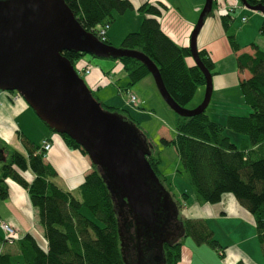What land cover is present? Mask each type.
Listing matches in <instances>:
<instances>
[{"label":"trees","instance_id":"trees-1","mask_svg":"<svg viewBox=\"0 0 264 264\" xmlns=\"http://www.w3.org/2000/svg\"><path fill=\"white\" fill-rule=\"evenodd\" d=\"M64 1L81 26L101 41L100 31L107 26L109 31L117 16L134 9L130 0ZM152 1L146 0L138 9L142 16L140 28L127 35L120 48L138 51L149 57L158 67L171 97L178 105L188 109L198 89L206 86V78L198 66L188 64L187 60L192 57L190 47L179 46L162 30L161 7L153 5ZM244 1L249 7L264 8V0ZM217 10L218 4L214 2L209 15L218 16ZM218 17L233 49L239 51L231 15ZM261 34L264 35V23ZM103 42L112 45L108 38ZM253 48V55L243 54L237 58L239 68L251 74L250 79L240 83V90L252 113L229 117L226 124L213 121L206 111L189 118L175 113L176 136L172 140L162 138L161 142L163 146L175 147L181 165L177 173L191 186L199 203L215 205L221 203L226 195H233L252 215L264 256V51L255 44ZM62 55L77 70V66L83 67L81 60L86 56L100 59L70 51H64ZM199 56L214 76L215 64L208 53L199 51ZM109 59L123 64L129 86L151 75L148 68L136 59ZM107 110L119 114L136 127L151 150L148 161L180 213L183 204L174 199V182L160 172V155L154 154L153 145L139 124L126 109ZM227 130L243 138L239 146L232 141ZM50 131L56 133L53 129ZM60 136L68 148L88 156L73 139L67 135ZM23 143L26 154L16 150L10 153V150H4L5 153L0 154L1 159L7 158L5 162H0V197H8L7 180L28 191L32 205L38 211L43 241L30 233L13 242L0 235V242L15 245L18 250L16 256L0 251V264H15L14 257L21 258L18 264H180L187 238L192 239L195 245L207 246L225 258V248L204 220L177 218L175 208L169 203L156 211V232L151 229L146 232L143 223L137 226L134 214L127 205L121 211L117 207L115 187L106 172H103L104 178L92 163V171L85 176L78 189L65 190L54 181L58 172L46 163V152L40 151V147L26 138H23ZM27 172L33 174L32 181L27 180ZM188 196L183 194L185 199ZM138 229L144 231L140 237ZM236 264L245 263L239 261Z\"/></svg>","mask_w":264,"mask_h":264},{"label":"water","instance_id":"water-1","mask_svg":"<svg viewBox=\"0 0 264 264\" xmlns=\"http://www.w3.org/2000/svg\"><path fill=\"white\" fill-rule=\"evenodd\" d=\"M240 1L247 9L264 14L263 7H249ZM213 6L214 0H206L191 34V55L205 75L206 92L203 102L190 110L174 101L149 57L106 44L86 31L64 0H0V91L19 93L50 129L80 145L101 175L105 178L103 172L108 174L120 211L127 205L137 226L143 223L146 232H156V211L166 204L172 203L179 217L171 194L148 161L151 150L134 125L103 108L62 53L136 59L148 68L163 100L177 115L198 116L207 110L213 92V76L202 63L197 44ZM4 153L0 148V154ZM6 160L0 158V162ZM109 188L112 189L110 185ZM143 232L138 229V236Z\"/></svg>","mask_w":264,"mask_h":264},{"label":"crops","instance_id":"crops-1","mask_svg":"<svg viewBox=\"0 0 264 264\" xmlns=\"http://www.w3.org/2000/svg\"><path fill=\"white\" fill-rule=\"evenodd\" d=\"M130 1L138 9L146 2V0ZM203 1L195 0L196 7L193 6L192 9L194 13L200 11ZM225 2L228 6H235V11L231 17L233 19V31L240 50L233 49L221 19L215 14L204 21L197 40L198 50H204L208 53L215 64L216 72L213 76L212 98L206 113L210 119L221 124H226L229 117L249 116L252 113V109L245 103L240 90V83L250 79L251 74L248 70L239 68L237 58L243 54L253 55L255 53L254 44L264 51V35L261 34L264 14L260 11L247 9L240 0H225ZM151 3L161 7L160 24L162 30L179 46L189 47L191 34L196 25L191 16L183 11L179 0H153ZM245 9L253 11V13L245 11ZM237 13L240 14L239 17L244 14L248 15V17L241 18L242 24L246 25L238 28V30L234 27V15ZM123 35L120 29L111 26L107 38L113 46L119 47L123 41ZM187 61L189 65H195L192 57ZM81 63L82 66L90 68L89 74H83L86 76L85 81L92 91H99L103 88L104 79L117 77L110 75V70H102L98 64H95L96 67L93 69L86 60L82 59ZM114 64H108L107 67L113 69L116 66ZM127 81L129 82L128 77ZM119 89L122 90V88ZM205 92L206 89L204 88L198 89L196 93L198 104L204 98ZM138 99L141 102L140 106L143 107L145 102L141 101L140 98ZM41 122L24 99L16 100L15 94L0 92V148L8 152V147L15 143L16 151L26 154L23 138L40 147V151L43 150L45 141L50 142L52 147L50 151L46 152V163L57 170L58 177H61L59 169L62 165H68L70 172L68 186L56 182L57 185L65 190L76 191L84 181L85 176L92 171L91 160L80 151L68 148L60 134L52 132L55 135L53 137L48 131V127H45L44 123ZM229 135L238 146L241 144L243 140L241 136L235 133ZM25 176L29 181L34 178L30 172H27ZM6 184L8 197L5 199L0 197V220L17 230L18 239L23 238L27 233L35 234L42 239L43 229L39 222L38 211L32 205L28 191L12 180H7ZM185 190L187 191V189ZM183 199L185 198L183 197ZM186 199H190V196ZM182 209L184 212L183 219L204 220L213 231L215 238L218 237L216 239L225 248V258H222L221 264H236L239 261H243L245 264H264V256L258 241L254 219L233 195H226L221 203L215 205L201 204L195 195L192 205L184 202ZM0 235L2 238L4 237L1 230ZM201 247L203 246L195 245V248L199 250ZM186 248L192 255L194 254V250L190 246H186ZM0 251H8L15 256L18 254L15 245L3 244L2 242H0Z\"/></svg>","mask_w":264,"mask_h":264},{"label":"rangeland","instance_id":"rangeland-1","mask_svg":"<svg viewBox=\"0 0 264 264\" xmlns=\"http://www.w3.org/2000/svg\"><path fill=\"white\" fill-rule=\"evenodd\" d=\"M179 2L182 6L183 11L191 16L193 22H195L196 25L204 9L206 0L201 2L202 7H200L201 8L200 11L196 12L198 13L197 15L192 10L193 6L196 7L195 0H179ZM245 11L253 13V11L247 9H245ZM239 16H240L239 13L234 15L235 17L234 27L236 30L246 25V24H242L241 18L248 17V15L246 14H244L242 17ZM210 17L211 15H208L205 18V21ZM141 22H142V16H140L138 12V7H134L133 10L127 11L124 15L117 16L116 21L114 22V24H112V27H115L116 29H120L121 33L124 34L123 35L124 36L123 39H124L130 33L137 32L140 28ZM83 59L86 60L89 65L91 64L90 65L91 68L94 69L96 67L95 64H98V66L102 68V70L104 71L110 70L111 72L110 75L117 76L114 77L113 79L111 77L107 78L106 80L104 79L102 85L103 88H101L99 91L98 90L92 91L94 97L101 103L102 106H104V108H106L105 110H107L108 108L109 109L115 108L118 110L126 109L130 112L131 117L134 118L133 120H135L139 124L141 130L146 134L148 140L153 145L154 154L160 155L161 158V165L159 168L160 172L164 175L169 176L170 177L169 180H171L172 183L174 182L173 183L175 186V189H173L174 199L181 202L182 204L185 202L188 205H192V203L195 200V194L193 192V189L191 188V186L187 184V182L182 180V177L177 173V170L180 169L181 167L177 151L175 147L163 146L161 142L162 138H166L168 140H172L175 138L176 114L163 100L156 86L153 76L149 75L141 82L137 83L136 85L129 86V82L127 81V74L125 75L126 72L121 62H118V65H116L117 61L94 59L90 56H86ZM89 61L92 62L90 63ZM107 63L111 65L115 63L114 65L116 66L113 65L114 68L112 69L110 67H107L108 65ZM80 75L84 78V80H86V76L83 73H80ZM119 88H122V90ZM200 88L206 89L205 87H200ZM128 92L134 93L138 98L141 99V101L145 102L143 107L139 105L140 107L138 109V107L130 106ZM203 100L204 98L198 104V98L196 95L194 100L188 105L187 108L190 110L195 109L203 102ZM210 112H211V108H210ZM48 131L51 132L49 129ZM229 131L231 130H227L226 132H228L229 134L230 133ZM51 135L55 137V135L52 132ZM14 144L8 147V150H10V152L16 150L14 148ZM1 165L2 164L0 163V175H1ZM59 170L61 177H57L56 179H54V181L67 187L68 186L67 183L70 181V172L68 165H62V167ZM174 175H176L175 176L176 178L174 177ZM185 189H187V191ZM184 193H187L190 196V199L185 201L183 199ZM183 215L184 212L183 209L181 208L180 217L182 219H183ZM216 238L218 239L217 236ZM184 244H183V256L180 264H221L222 263V258L220 257V253L212 250L211 248L207 246H203L199 250L195 248L194 245L195 243L190 238L185 239ZM186 246H190L194 250L193 255L189 250H187ZM20 259L21 258L17 259L16 257H14V263L18 264V260Z\"/></svg>","mask_w":264,"mask_h":264},{"label":"built area","instance_id":"built-area-1","mask_svg":"<svg viewBox=\"0 0 264 264\" xmlns=\"http://www.w3.org/2000/svg\"><path fill=\"white\" fill-rule=\"evenodd\" d=\"M217 4H218V10H217V15L220 17H226V16H230L234 10H235V6H228L225 2V0H214ZM109 26H107L105 29H103L102 31H100L99 33V37L102 38V41H105L107 39V32H108ZM79 67V66H78ZM78 70L80 72H85L87 74L90 73V68L88 67H79ZM20 99V95L16 96V100ZM139 103L138 98L130 93L129 94V104L133 105V106H137ZM52 144L48 141H45L43 143V151L44 152H48L51 150ZM0 229L3 231L4 233V238L9 241V242H13V240L18 239V232L17 230L9 225L8 223L0 220Z\"/></svg>","mask_w":264,"mask_h":264}]
</instances>
